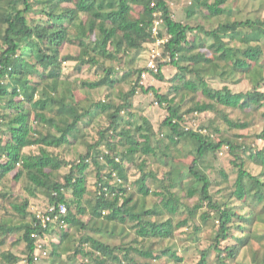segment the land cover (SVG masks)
I'll use <instances>...</instances> for the list:
<instances>
[{
	"label": "trees",
	"instance_id": "trees-1",
	"mask_svg": "<svg viewBox=\"0 0 264 264\" xmlns=\"http://www.w3.org/2000/svg\"><path fill=\"white\" fill-rule=\"evenodd\" d=\"M192 1L198 11L196 5L188 9L187 20L226 21L216 28L179 21L170 0L155 7L153 0H0V264H184L175 244L155 245L174 242L181 229H192L190 239L196 240L197 219L205 225L210 221L217 232L196 264H214L212 255L217 264H246L238 263L242 251L262 242L256 228L264 225V149L212 139L201 129L187 128L184 120L189 114L217 113L239 140L254 116L264 115V19L255 14L235 19L231 4L238 0ZM247 1L264 5V0ZM158 11L164 20L159 38L170 36L158 70L134 68L136 56L156 40L152 28ZM67 45L79 50V72L88 67L94 75L103 74L96 81H72L64 66L73 58L63 55ZM126 58L129 67L121 77L124 70L115 63ZM169 65L176 73L166 93L141 85L146 71L165 81ZM220 78L233 85L249 82L252 90L213 88L209 81ZM124 82L130 85L127 91ZM140 92L152 93L166 110L160 126L166 143L147 118H137L133 101ZM234 111L244 119H232ZM256 137L264 140V129ZM79 146L86 152L70 163L65 152L76 153ZM32 148L36 151L26 152ZM225 151L238 169L233 186L229 173H214L209 161ZM172 153L180 162L184 156L192 161L175 163ZM252 165L262 171L255 174ZM133 167L139 176L132 182ZM64 168L70 169L63 173ZM216 185L220 188L212 192ZM11 194L22 196L21 203H7ZM39 195L47 199L46 208L67 206L65 226H35L31 199ZM151 197L158 201L147 208ZM259 206L262 213L255 212ZM249 208L250 214L240 212ZM129 225L135 231L131 239ZM118 227L119 245L103 240V231L113 239ZM34 233L54 236L48 256L39 261ZM232 239L234 244L222 247Z\"/></svg>",
	"mask_w": 264,
	"mask_h": 264
},
{
	"label": "rangeland",
	"instance_id": "rangeland-1",
	"mask_svg": "<svg viewBox=\"0 0 264 264\" xmlns=\"http://www.w3.org/2000/svg\"><path fill=\"white\" fill-rule=\"evenodd\" d=\"M170 2L172 3L173 7H174V14L177 20L179 21H185L190 23L193 26L196 25H205L208 27L212 26V28H216L219 24L224 23L225 17H221V18H217L211 21V23L209 22H204V20H202L200 17L196 16L193 19L187 20V11L190 8H193L194 5H196L195 3H193L192 0H170ZM231 6L233 7V9L235 10V13L233 15V17L235 19L238 20H247V17H249L251 14H255L258 17H261L262 19H264V5L261 4L260 2H249L247 0H238L237 3L233 2L231 4ZM195 10L198 11L197 9V5L195 6ZM140 10H138V15L140 14ZM33 18L35 16H32ZM148 50H149V46L147 45V47L138 55L136 56V63L133 64L134 68H138V69H145V67L147 66V56H148ZM79 53L78 48L75 45H67V47L63 50V55L65 57H73L72 60L67 61L65 66V71L67 73H69L71 75V80L73 81L76 78H82V79H87L90 81H96L99 77V75L103 74L102 71L100 70L99 74L94 75V70H90V68L88 67H84L82 71H78L76 68V57ZM133 55V54H132ZM135 55V54H134ZM116 67H119L121 71L120 76H123V73L125 72V70L129 67V59L126 58L124 61L115 63ZM176 71L169 65L168 67H166L164 69V77H165V81H160L158 80L156 77H154L152 74H150V72L146 71V78H143L141 85H143L146 88L149 87H155L156 89H158L159 91L166 93L169 90V82L172 79V77L175 75ZM103 76V75H102ZM101 76V77H102ZM221 79V78H220ZM210 85L215 88V89H221L224 86H229L231 88L232 91L234 92H247L252 90V84H250L249 82L242 83L239 85H233V83L229 80V82L227 80H219V79H213L210 80ZM125 84L124 90L127 91L130 87V85H128V83L124 82L123 85ZM264 90V88H263ZM133 107H134V112L136 113V115L138 116L137 118H147L149 121L148 123L150 124V126H152L154 132H157V137L160 140V142H167L165 141V138H163V135L160 132V126L161 123L164 121L167 112L165 109L161 108L160 106H158V104L156 103V99L154 98L153 94H144L142 92H140L134 99L133 101ZM188 107L184 108V111L187 109ZM260 112V113H259ZM253 118L252 120V126L250 129H248L246 132H244V139H239L237 140V131H232L229 130L228 126L221 121V118L218 116L217 113H213V112H206L204 114H189V115H185V126L189 129H195V130H203L208 136H210L212 139H227L229 141H234L235 143L237 142L240 145H245V147H251L253 148L255 151L260 150V149H264V140L263 139H258L256 137V135H259L262 130L264 129V119L263 116H261V111H259ZM244 113H240L239 111H234L231 114V118L232 119H244ZM101 127L104 125L105 121H101ZM105 126V125H104ZM208 127V128H207ZM97 130L98 127L95 126L94 129H92L91 132V137L96 138L97 137ZM219 130V132L217 131ZM189 146H188V150L191 148L193 149L192 143L188 142ZM244 143V144H242ZM36 149L32 148V149H26L27 153L30 152H35ZM86 152V148L83 146H79L76 153H71L69 151H66L65 154L67 156V159L70 163H72V161L77 160L79 158L80 155L84 154ZM171 157H173V159L175 160V163H186V165L188 163H190L192 161V157H188V156H184L182 157V161L180 162V159L176 158V154L172 153L170 154ZM234 159L233 156H231L229 154V152H224V154L219 155L217 157H215L213 155H210V159L209 161H212V167L214 168V173L215 171H219L221 169L227 171V173H229L230 176V184L231 186H233L236 177H237V173H238V169L234 168L233 164H232V160ZM206 163V162H205ZM209 164V163H206ZM178 166V165H177ZM176 166V167H177ZM177 168H180L181 170H183V166H178ZM253 168V172L255 174H259L262 170L256 166V165H252ZM70 168H64L63 169V173H67L68 170ZM160 173H163L165 171V167L162 165V163H160ZM131 181H135L138 178V169L133 167L131 168ZM213 173H211L210 177H212ZM90 189L92 192L95 191V183H96V171H91L90 172ZM17 190L20 189V186L18 185ZM220 187L219 186H215L212 189V192H217L218 189ZM156 190H158L159 188L156 187ZM176 192V190H175ZM70 194V193H69ZM182 194V193H181ZM94 195V193H93ZM92 195V193L90 194V199L93 198L94 196ZM220 197V196H219ZM22 196H16L14 194L9 195L8 200L6 201L7 203L10 202H18L21 203L22 201ZM94 200V199H93ZM158 200L154 199V198H149L148 200L145 201V205L147 208H152L154 207V205L156 204ZM195 201H197V199L193 200L192 203H195ZM187 203V202H186ZM238 207H240L241 203L236 201L235 203ZM48 205V201L47 199L43 196V195H39L36 198H32L31 199V209L32 210H44L46 208V206ZM0 206H1V202H0ZM257 207V206H256ZM255 207V212L257 213H262L263 212V206H259L258 208ZM252 208L246 209V210H241L240 212L243 213L242 211H245V213L250 214ZM4 214V213H3ZM89 217L86 218V220ZM103 221H100L99 224H97V226H101V223ZM196 226H199V232H196L197 237L196 240H191L190 236L192 235L193 230L191 228H193L195 225L191 226V230H187V229H181L179 231H177L175 237V241L174 242H161L160 244H156L155 246L159 249H161L160 247H162L163 249L168 247L169 245L175 244L179 250V253L183 256V258L186 259L184 264H196L198 262V260L200 259L201 256V252L205 251L206 249H208L209 247H211L213 245V236L214 234H216L217 229L216 227H214L213 223H211L210 221L208 222L207 225L203 224L201 222L200 219L196 220ZM109 228L112 231V225L109 226ZM127 232L129 233V238L134 237V230L130 228H127ZM110 231V232H111ZM122 231V228L118 227L114 233L115 236L112 239L111 237L108 236V233L106 231H103L104 233L103 235V240L106 241L107 243L112 242L115 244L121 243L122 240V235H119L120 232ZM256 231L260 234L262 242L255 241L253 242L248 248L244 249L240 255V257L238 258V263H246V264H264V225L260 226V228H256ZM109 232V233H110ZM126 232V233H127ZM112 233V232H111ZM236 237H241V232H237L234 231ZM132 235V236H131ZM130 238V239H131ZM18 239V236H16V238H13L10 242V244H13L12 242H15ZM56 239H58V236L56 237ZM126 239V238H125ZM127 241V240H126ZM177 241V242H176ZM190 242V243H189ZM235 243V240H229L228 242H223L222 243V247H225L226 245H232ZM119 245V244H118ZM160 245V246H159ZM174 247V246H173ZM67 249V247L65 248ZM69 254V253H67ZM67 254H64V257L67 256ZM212 262L214 264H217L216 259L214 258V255H212ZM75 264H80V262L78 260H75L74 262ZM229 264H236V262L234 263L233 261L229 260L228 261Z\"/></svg>",
	"mask_w": 264,
	"mask_h": 264
},
{
	"label": "built area",
	"instance_id": "built-area-1",
	"mask_svg": "<svg viewBox=\"0 0 264 264\" xmlns=\"http://www.w3.org/2000/svg\"><path fill=\"white\" fill-rule=\"evenodd\" d=\"M153 7L156 6V2L159 0H153ZM154 25L152 28V34L156 39L153 44L149 45L148 56H147V68L149 70H154L157 72V61L159 58H162L163 55V47L168 42L170 36L166 38H159L160 30L164 24V20L162 18L161 12L154 13ZM166 61V60H164ZM143 78H146V74L143 75ZM37 221L35 222V226L42 229H50L51 226L54 227H63L65 226V221L63 220L68 213L67 206L65 204L53 205L44 210H35ZM33 238H38L37 249L34 255L35 261H39V259L43 256H48L49 250L46 248L50 242L54 240L53 235L46 234L42 237L34 233L32 235Z\"/></svg>",
	"mask_w": 264,
	"mask_h": 264
}]
</instances>
